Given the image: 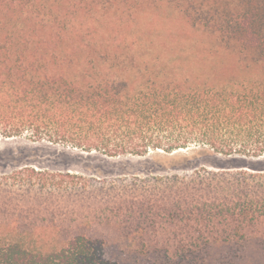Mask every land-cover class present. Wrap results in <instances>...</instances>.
<instances>
[{
    "label": "trees",
    "instance_id": "1",
    "mask_svg": "<svg viewBox=\"0 0 264 264\" xmlns=\"http://www.w3.org/2000/svg\"><path fill=\"white\" fill-rule=\"evenodd\" d=\"M63 1L68 11L59 10ZM89 1L0 0V140L147 156L144 175L93 188L91 196L109 194L99 202L81 193L72 209L126 216L116 229L169 264H207L216 246V264H264V0H178L213 40L189 59L168 46L85 42L90 15L71 7ZM25 170L30 180L16 185L40 187L46 199L83 186L69 171ZM13 185L0 177L2 207ZM24 227L0 220V264H121L102 236L80 232L39 247L17 235Z\"/></svg>",
    "mask_w": 264,
    "mask_h": 264
},
{
    "label": "rangeland",
    "instance_id": "2",
    "mask_svg": "<svg viewBox=\"0 0 264 264\" xmlns=\"http://www.w3.org/2000/svg\"><path fill=\"white\" fill-rule=\"evenodd\" d=\"M46 2L47 0H41V4ZM221 3L225 7L236 6L232 0H223ZM71 9H76L80 17L92 16L91 19L90 16L88 17L87 24L91 30L90 38L88 35L84 37L87 38L85 42L91 41L96 46L120 45L125 50L133 45L156 48L168 46L172 47L174 52L184 51L182 54L176 52L175 55L189 59L193 49L213 43L204 28L187 19L178 0H95V2L90 0L89 3ZM59 10L68 11V4L63 1ZM5 13L3 18L7 30H10L8 24L10 10L7 8ZM156 53L164 57L168 56L161 52ZM146 157L104 158L96 154L80 153L66 146L36 142L24 137L2 139L0 140V177H10L15 185L10 187L9 193L12 198L9 201L12 203L7 207L0 205V220H17L25 224L23 232L17 235L31 241L35 246L52 248L63 244L76 233L85 232L104 237L107 240L109 254L121 264H169L165 257L157 255L150 246L135 244L133 235L116 229L115 224L118 219L111 217V219L99 220L89 215L91 211L88 207L80 208L79 211L72 209V204L81 197L79 196L81 193L91 196L90 191L93 188L107 189L112 183L119 185L121 182L131 181L136 175H144ZM26 167L43 170L47 173L46 177H52L57 172L69 171L83 176V179H77L83 186L79 189L74 184L62 194L53 189L55 191L52 199H46L42 197L44 193L40 187L34 191H22L16 185L28 181V177L30 180ZM21 170H23L22 174L19 172ZM32 180L39 182L34 178ZM46 194L51 196L50 191L49 194L46 191ZM107 195L94 194L86 198L88 200H84L99 202ZM120 218L117 222L127 217ZM219 253L217 246L211 248L207 255V264H216Z\"/></svg>",
    "mask_w": 264,
    "mask_h": 264
}]
</instances>
